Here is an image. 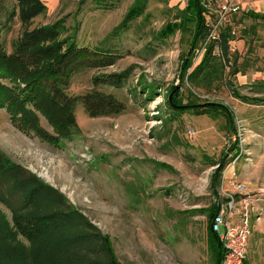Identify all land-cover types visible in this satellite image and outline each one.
<instances>
[{"label":"rangeland","instance_id":"obj_1","mask_svg":"<svg viewBox=\"0 0 264 264\" xmlns=\"http://www.w3.org/2000/svg\"><path fill=\"white\" fill-rule=\"evenodd\" d=\"M38 1L44 10L30 13L18 0H0V50L13 52L25 35L60 21V33L43 44L73 39L89 53L60 79L75 119L63 135L35 101L24 105L31 120L0 107V264H58L69 246V231L35 225L43 204L28 200V177L86 216L119 264H213L207 212L232 191L230 171L252 195L245 261L264 264V22L222 0L206 7L209 26H232L239 70L230 79L239 95L263 99L251 104L233 95L224 75L186 78L202 49L189 50L191 29L164 34L176 8L161 0H148L123 25L135 0ZM0 83L11 94L23 86L13 74ZM171 87L181 104L223 105L232 127L223 117L173 113L165 102ZM216 162H224V177Z\"/></svg>","mask_w":264,"mask_h":264},{"label":"trees","instance_id":"obj_2","mask_svg":"<svg viewBox=\"0 0 264 264\" xmlns=\"http://www.w3.org/2000/svg\"><path fill=\"white\" fill-rule=\"evenodd\" d=\"M82 1L79 0V2ZM102 1L111 6L112 0ZM147 1L135 0L120 25H123L126 19L136 16L143 10ZM18 2L24 5L30 13L44 10L38 0H18ZM204 4L203 0H185V5L181 9L176 8L172 17L173 22L166 24L163 28L164 34L171 33L176 28L191 29L188 44L191 51L196 45L204 44L200 60L187 72L186 78L190 80L202 78L209 81L211 79L221 80L224 75L226 76L224 84L236 98L247 103L257 104L263 99L239 95L230 79L239 70L237 65L239 53L236 50H230L229 47L230 41L233 40L232 26L229 23L219 25L214 38L206 40L210 27L206 20L207 10ZM241 17L264 22V13L246 10L241 12ZM59 22L56 21L38 29L37 35L33 33L25 35L13 52L5 53L0 50V79H5L9 74H13L18 82L23 84L19 89L16 83L14 94H11L10 89L0 83V107H5L10 112L20 111L25 117H28L30 112L26 110L24 105L35 101L36 108L47 117L51 115L50 118L54 121V129L59 135H63L70 125L75 124V119L73 114H69L70 101H66L63 98L65 94L61 92L62 84L65 81L60 79L69 75L73 67L71 66L72 62L84 57L89 51L84 46H77L73 39H69L65 44L56 40L52 41L51 44H43L48 38L55 37L60 33L62 24L60 25ZM27 41L29 42L24 44ZM190 61L188 57L184 58L182 73L188 69L191 64ZM225 67H227L226 72H224ZM17 70L18 72L20 70L18 74L16 73ZM116 81H120V78ZM147 89H151V87ZM171 91L173 94L169 100L166 98L165 102L173 113L188 110L195 114L223 117L227 124L232 127L230 113L223 105L213 102L197 104L191 101L181 104V98L174 87L170 88ZM87 96L88 94L85 96V101ZM88 111L90 113V110ZM32 118L30 114L29 119ZM216 165L218 172L216 176H219L224 162H216ZM25 181L28 185H32L27 192L28 200L31 202L36 198L43 204L42 210L35 216V225L40 229L53 228L69 231V236L66 237L69 246L64 252L61 251L58 254V264H119L115 260L107 237L86 216L71 206L62 194L37 181L34 177H28ZM216 210L215 205L208 208L206 233L212 248L213 264H220L223 251L215 233L210 228V220ZM243 264H247L245 259Z\"/></svg>","mask_w":264,"mask_h":264},{"label":"built area","instance_id":"obj_3","mask_svg":"<svg viewBox=\"0 0 264 264\" xmlns=\"http://www.w3.org/2000/svg\"><path fill=\"white\" fill-rule=\"evenodd\" d=\"M209 0H203L207 7ZM209 25V24H208ZM218 23L211 24L207 39L214 38ZM204 45V44H203ZM203 45L201 49L203 52ZM217 52V49H215ZM225 170H222V177ZM232 191L225 193L224 201L215 200L216 212L210 221L223 254L220 264H243L246 254V240L249 234L250 214L253 212L252 195L244 186L234 180V172L226 178Z\"/></svg>","mask_w":264,"mask_h":264},{"label":"crops","instance_id":"obj_4","mask_svg":"<svg viewBox=\"0 0 264 264\" xmlns=\"http://www.w3.org/2000/svg\"><path fill=\"white\" fill-rule=\"evenodd\" d=\"M161 1H163L167 7H175L181 9L185 5V0ZM222 2L232 4V9L238 8L243 11L250 10L257 13H264V0H222Z\"/></svg>","mask_w":264,"mask_h":264}]
</instances>
